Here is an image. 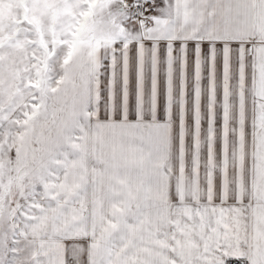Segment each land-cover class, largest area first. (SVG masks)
<instances>
[{
	"label": "snow or ice",
	"instance_id": "6c2138e0",
	"mask_svg": "<svg viewBox=\"0 0 264 264\" xmlns=\"http://www.w3.org/2000/svg\"><path fill=\"white\" fill-rule=\"evenodd\" d=\"M0 264H264V0H0Z\"/></svg>",
	"mask_w": 264,
	"mask_h": 264
}]
</instances>
